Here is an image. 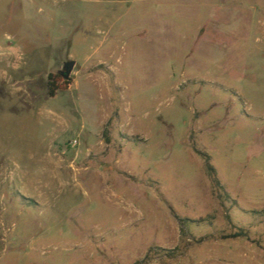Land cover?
<instances>
[{
	"label": "rangeland",
	"instance_id": "obj_1",
	"mask_svg": "<svg viewBox=\"0 0 264 264\" xmlns=\"http://www.w3.org/2000/svg\"><path fill=\"white\" fill-rule=\"evenodd\" d=\"M7 42L0 264H264V0H0Z\"/></svg>",
	"mask_w": 264,
	"mask_h": 264
},
{
	"label": "crops",
	"instance_id": "obj_2",
	"mask_svg": "<svg viewBox=\"0 0 264 264\" xmlns=\"http://www.w3.org/2000/svg\"><path fill=\"white\" fill-rule=\"evenodd\" d=\"M57 40L59 42H61V36H58ZM65 56H66V53L63 55V57H65ZM69 57L71 58V56H69ZM61 59H64V58H61ZM61 59L59 61H61ZM22 62H23L22 61V53H21V50L18 46L14 45L11 42L4 43L2 47L0 46V66L2 67V65L4 64L6 67H9V69L12 72V75H14V77H16V76L13 72L18 71L22 68ZM58 63H55V66H57ZM76 64H78V63L76 61H74V66H76ZM49 71L50 70L45 71V74L47 75V73ZM14 77L12 76V80L14 79ZM44 92H45V90H44Z\"/></svg>",
	"mask_w": 264,
	"mask_h": 264
},
{
	"label": "trees",
	"instance_id": "obj_3",
	"mask_svg": "<svg viewBox=\"0 0 264 264\" xmlns=\"http://www.w3.org/2000/svg\"><path fill=\"white\" fill-rule=\"evenodd\" d=\"M70 80V77L64 78L59 73L48 72L45 81V94L48 97L54 96L57 90L66 89L67 85L70 83ZM215 182L218 184L217 179H215ZM235 235L239 236L241 233H236Z\"/></svg>",
	"mask_w": 264,
	"mask_h": 264
},
{
	"label": "water",
	"instance_id": "obj_4",
	"mask_svg": "<svg viewBox=\"0 0 264 264\" xmlns=\"http://www.w3.org/2000/svg\"><path fill=\"white\" fill-rule=\"evenodd\" d=\"M74 66V60H68L64 62L63 69L59 71V74L62 75V77L67 78L70 75V72Z\"/></svg>",
	"mask_w": 264,
	"mask_h": 264
},
{
	"label": "built area",
	"instance_id": "obj_5",
	"mask_svg": "<svg viewBox=\"0 0 264 264\" xmlns=\"http://www.w3.org/2000/svg\"><path fill=\"white\" fill-rule=\"evenodd\" d=\"M71 142L72 143H77V139H72Z\"/></svg>",
	"mask_w": 264,
	"mask_h": 264
},
{
	"label": "flooded vegetation",
	"instance_id": "obj_6",
	"mask_svg": "<svg viewBox=\"0 0 264 264\" xmlns=\"http://www.w3.org/2000/svg\"><path fill=\"white\" fill-rule=\"evenodd\" d=\"M59 73V72H58Z\"/></svg>",
	"mask_w": 264,
	"mask_h": 264
}]
</instances>
